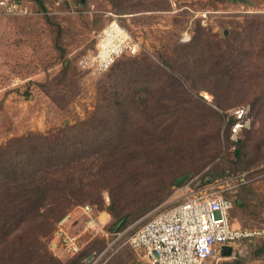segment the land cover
Wrapping results in <instances>:
<instances>
[{
  "label": "rangeland",
  "instance_id": "374dc122",
  "mask_svg": "<svg viewBox=\"0 0 264 264\" xmlns=\"http://www.w3.org/2000/svg\"><path fill=\"white\" fill-rule=\"evenodd\" d=\"M18 1L25 14L0 15V187L8 172V183L17 181L28 152L43 153L54 139L76 149L87 132L88 146H116L138 167L128 177L119 171L122 180L105 181L89 154L75 174L86 185L84 203L58 208L47 221L0 210V222L6 221L0 224V264H75L77 255L48 247L62 213L64 231L83 240L81 252L101 253V244L83 232L81 208L89 206L108 222L111 201L129 225L109 259L96 264H149L124 242L155 214L182 202L186 188L198 196L222 194L233 203L235 226L264 230V0H42V8L34 0ZM112 19L138 51L91 75L78 62ZM126 77L149 90L137 95L147 106L121 91L117 81ZM129 99L135 105L127 111ZM108 101L115 104L110 112L102 108ZM238 106L253 117L240 155L219 133L220 111ZM90 124H99V133L90 132ZM163 130L167 138L159 141ZM171 170L184 177L167 189ZM91 255L78 264H89ZM210 264H264V238L237 243Z\"/></svg>",
  "mask_w": 264,
  "mask_h": 264
},
{
  "label": "built area",
  "instance_id": "2783aa9c",
  "mask_svg": "<svg viewBox=\"0 0 264 264\" xmlns=\"http://www.w3.org/2000/svg\"><path fill=\"white\" fill-rule=\"evenodd\" d=\"M19 3L18 0H0V15L25 14L27 11ZM137 51L138 44L128 31L112 19L97 35L94 50L84 54L78 65L83 71L98 75L110 69L123 55H134ZM249 114L246 106L229 111L234 119L229 137L232 142L237 141L240 131L250 128ZM182 193V202L155 214L124 242L132 251L142 254L149 264H210L225 248L264 238L261 228L249 229L231 222L233 203L222 194L213 192L198 196L188 192L187 188ZM81 210L85 215L83 232L105 242L101 253L89 257V264H96L103 257L107 261L110 251H114L127 229L110 233L104 228L106 222L100 220V215H94L92 208L84 206ZM66 219L67 216L58 222L48 247L52 251L60 249L72 257L84 247V243L79 234L64 231L62 227Z\"/></svg>",
  "mask_w": 264,
  "mask_h": 264
},
{
  "label": "trees",
  "instance_id": "16d2710c",
  "mask_svg": "<svg viewBox=\"0 0 264 264\" xmlns=\"http://www.w3.org/2000/svg\"><path fill=\"white\" fill-rule=\"evenodd\" d=\"M34 2L40 8L43 7L42 0H34ZM117 82L122 85L121 91L125 88L129 91V93H131L133 97H137V99V95L143 92L145 94L149 93V90L142 85L135 86V82L130 81V78L128 77H126L125 80H121V82ZM112 94L118 95L117 92ZM127 103L126 110L129 111L135 104L131 103L130 99ZM136 103L138 105L144 104L141 105L143 107L147 106V102H142V100L139 99ZM117 106L121 108V106L124 105L120 102L117 104ZM114 107L115 104L108 101V103L102 108L105 109L106 112H110ZM229 111L230 110H224V112L223 110L220 111L222 125V127L220 126L221 128L219 132L220 135H222L220 138L222 139L224 145L226 144L228 148L231 149L234 146L235 150L233 151L236 155H240L239 146L242 144L243 135L248 130L244 129L240 131L237 141L235 143L232 142L229 137L231 133L230 127L234 122V119L229 115ZM249 115L252 126L253 117L251 113ZM91 126L95 125H87V129L90 132L95 130L96 133H99L97 129V127H100L99 124H96L94 128H91ZM162 132L163 134L161 133L162 137H159V141H161V138H167L164 135L165 130ZM87 134L88 132L85 135V139L81 140L76 149H72L71 145L68 143V145L61 146L54 139L52 143L43 146L42 149L45 152H28L24 157V162L20 164L19 170L27 161L25 167L23 166V168L17 172V181L13 184H10V182L8 183L7 179L11 177L9 172L5 175L6 178L1 181L3 184L0 187V210L9 211L12 208L13 211H23L25 215H33L39 218L43 217V219L47 221L53 219L54 213H56L58 208H68L78 203H84L88 199V192L85 190L86 185L77 182L75 180V174L77 171H79L78 167L82 165L81 160H83L86 155L89 156V154H91L93 158L96 159L97 162L93 165V167H96L95 169L98 171V175L101 174L104 176V180L107 179L105 181L111 180L113 178L122 180V178L124 179L125 177H128L130 168L138 167L134 158L128 156L126 153L122 154L119 151H115L114 147L116 146H114L112 150L105 151L101 147V143L97 141L94 143L93 148H91V146H88L90 143L87 142ZM168 155L170 156V153H168ZM166 159L169 160L170 157L167 156ZM13 169L17 170L18 166H14ZM158 170L161 172V168H159V166ZM119 171L120 173L126 171L127 173L125 177L121 178V175L118 173ZM169 173L170 174L167 178V189L178 186L177 181L184 177V175H177L175 170H171ZM162 176H164V174L160 173V178ZM119 184H122V182H115L116 186ZM3 200L7 201V203L3 202ZM159 201L160 198L158 197V202ZM106 209L109 215V221L106 222L104 228L107 231L110 233H118L123 232L128 228L129 224L126 221V215L122 214V212L119 211L118 207L112 201ZM61 212L62 211H60V213ZM64 214L65 213L60 214L54 220L52 229L56 228L57 223L64 217ZM97 214H99V212ZM5 219L10 224V218L6 216ZM4 223H6V221L0 222V224ZM92 241L101 244V247L97 249V252H100L104 249L105 242L103 240L95 238L92 239ZM81 251L82 249L74 255H77L75 264H78L79 260L82 259L85 253L87 256L91 254H97L96 252L93 253V251Z\"/></svg>",
  "mask_w": 264,
  "mask_h": 264
},
{
  "label": "crops",
  "instance_id": "0c3cea01",
  "mask_svg": "<svg viewBox=\"0 0 264 264\" xmlns=\"http://www.w3.org/2000/svg\"><path fill=\"white\" fill-rule=\"evenodd\" d=\"M105 214H103V216H104ZM105 217V216H104ZM101 218V217H100ZM223 252H225L224 254L226 255V254H229V253H231V248H225V249H223L222 250ZM224 254L222 255V256H224Z\"/></svg>",
  "mask_w": 264,
  "mask_h": 264
},
{
  "label": "water",
  "instance_id": "95a60500",
  "mask_svg": "<svg viewBox=\"0 0 264 264\" xmlns=\"http://www.w3.org/2000/svg\"><path fill=\"white\" fill-rule=\"evenodd\" d=\"M181 181H182L181 179L178 180V181H177V184H179ZM224 253H225V252L221 251V254H222V255H223Z\"/></svg>",
  "mask_w": 264,
  "mask_h": 264
}]
</instances>
